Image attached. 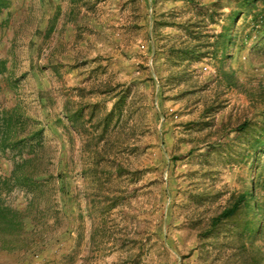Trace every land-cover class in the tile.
<instances>
[{
  "label": "rangeland",
  "instance_id": "rangeland-1",
  "mask_svg": "<svg viewBox=\"0 0 264 264\" xmlns=\"http://www.w3.org/2000/svg\"><path fill=\"white\" fill-rule=\"evenodd\" d=\"M244 2L0 0V183L30 238L0 264H264V0ZM16 106L18 135L44 126L43 191L4 182Z\"/></svg>",
  "mask_w": 264,
  "mask_h": 264
},
{
  "label": "trees",
  "instance_id": "trees-1",
  "mask_svg": "<svg viewBox=\"0 0 264 264\" xmlns=\"http://www.w3.org/2000/svg\"><path fill=\"white\" fill-rule=\"evenodd\" d=\"M251 0H245V4L250 3ZM231 39V38H230ZM20 110L19 106L14 107L11 111L6 112V121L8 123L7 127V135L2 140V147L6 149H20L19 156L20 161H18L17 169L12 171V176L9 178H5L9 181L10 179L14 178L19 183L24 185H28L32 187V189L39 188L40 191H43L45 184H47L51 178H53V173L48 170H42V167L45 163V145L42 141L44 126L39 127L36 132H31L30 134L26 135H18V128L17 124L14 122L16 117L19 115ZM29 118V115L26 116ZM242 128V127H241ZM240 128V129H241ZM263 132L260 133L258 137L254 139L250 148L257 151L256 159L258 154L260 153L258 150L261 146L264 145V140H262L261 135ZM35 140L34 144L30 142ZM0 183V238H9L13 242L12 248H29L30 247V238L24 232L25 227L27 226V222L25 220L26 215L24 213L19 212L17 210H13L12 208L4 205L3 198H2V185ZM255 184L252 183L249 189H245L242 192L241 200L232 205L231 207L227 208L224 212L214 218L213 223L218 224L223 221V219L230 218L238 214L241 208L244 205H247L248 201L247 197L250 196L251 198L255 197ZM259 205V204H257ZM257 226H254V230L252 234L254 236L255 230ZM13 236V237H12ZM15 236V237H14Z\"/></svg>",
  "mask_w": 264,
  "mask_h": 264
}]
</instances>
